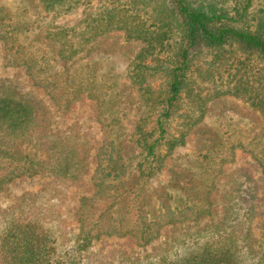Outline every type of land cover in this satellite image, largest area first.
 Here are the masks:
<instances>
[{"label": "trees", "instance_id": "obj_1", "mask_svg": "<svg viewBox=\"0 0 264 264\" xmlns=\"http://www.w3.org/2000/svg\"><path fill=\"white\" fill-rule=\"evenodd\" d=\"M27 1L12 6L0 0L5 67L23 70L30 83L24 90L17 80L0 77V191L38 176L60 182L59 192L66 184L89 189L78 196L73 227L61 213L48 217L31 208L7 215L0 263L113 264L106 260L113 255L91 249L117 237L139 248L131 264H248L245 256L255 260L250 264H264V220L257 248L252 223L247 229L235 223L231 207L217 221L208 172L224 157V142L220 149L206 139L203 161L197 153L192 156L201 172L181 166L171 183L149 186L205 119L197 76H219L223 85L216 96L246 98L264 115V0H105L75 26L59 24L57 17L90 9L95 0H34L40 15V10L53 14L50 22L34 19L40 15L32 14ZM121 35V48L131 42L141 48L128 71L141 97L131 156L114 130L129 116L121 110L127 104L125 86L116 80L114 67L106 72L99 58L91 57L102 40ZM156 77L158 86L152 84ZM84 100L98 108L100 144L63 123ZM263 143L236 138L229 143L230 154L249 148L264 177ZM184 172L190 173L191 189L194 181L203 188L180 187L177 179ZM253 212L247 209V215ZM185 223L195 225L188 237L172 238L146 254L161 243L164 231Z\"/></svg>", "mask_w": 264, "mask_h": 264}, {"label": "rangeland", "instance_id": "obj_2", "mask_svg": "<svg viewBox=\"0 0 264 264\" xmlns=\"http://www.w3.org/2000/svg\"><path fill=\"white\" fill-rule=\"evenodd\" d=\"M12 6L16 5V1L8 0ZM34 0L27 1L26 5L32 8V14L40 15L39 11L35 10ZM105 0H95V4L90 9H80L69 15L66 18L57 17L59 24H68L70 26L77 25L80 21L86 18V13L93 14L97 12L99 7L103 5ZM29 3V4H28ZM33 5V6H31ZM40 16H34V19L46 17L47 22L52 20L53 14L44 13L40 10ZM124 41V36H111L110 38L102 40L97 44L98 50L91 53L94 59L99 58L107 69L112 66L115 68L113 74L116 75V80L121 85L125 86L123 95L126 97L127 104L121 105V110L129 113L125 116L122 124H117L114 130L121 133V139L127 144L125 154L131 156V141L134 132V121L141 113L138 108L141 104L140 93L137 87L129 80V66L133 64L137 53L141 48L137 44L131 42L126 48H121ZM4 43L0 41V77L11 78L17 80L24 90H28L30 83L23 70L18 68L5 67V51ZM100 50V51H99ZM104 52L101 53V52ZM115 51V54H111ZM108 53V54H107ZM160 77H156L152 84L158 86L161 83ZM197 86L200 95L199 102H205V119L202 124L194 128V134H191L187 139V144L179 148L174 155L169 157L167 165L163 172L156 176V178L149 182L151 187L160 185H167L171 183L173 175L181 166H191L193 174L201 172L200 163L194 162L192 156L197 153L198 159L203 161L201 154L206 153L205 142L206 139L211 138L217 148L221 149L220 143L224 142L227 145L224 148V157L217 158L215 164L210 168L208 174L213 178L212 199L213 204L217 208L218 220L220 221L225 216L224 209L231 207L233 211L231 219L238 225H243L248 228L252 223L253 233L251 239L254 245L258 246L256 241H259L261 235L260 225L264 220V177L262 168L257 164L254 154L249 148H236L233 154H230V142L236 138L254 140V142L264 141V115L263 113L252 107L251 103L243 97L216 96V88L223 85V80L219 76H212V74H204L201 77L197 76ZM131 95V96H130ZM187 108L186 103L183 105ZM145 109V108H144ZM182 113V111H180ZM63 123L65 126H75L81 129V132L88 133L94 143L103 141L104 134H102V125L98 118V108L92 100H84L78 103L69 115L64 117ZM176 122L172 126H175ZM236 136V137H235ZM235 137V138H234ZM234 138V140H233ZM264 144V143H263ZM256 147V146H255ZM216 148V149H217ZM217 156V155H216ZM131 159V158H130ZM190 161V163H188ZM193 161V163H192ZM221 162V163H220ZM94 169L93 167H91ZM188 172H184L182 176L178 177L177 181L180 187H188L193 190L203 188L200 183L193 182L192 189L189 180ZM60 182L54 181L50 177H35L23 178L16 180L14 183L6 186L0 191V235L4 231L5 217L11 214H19L20 210L35 209L36 214H46L48 217L54 216L55 213H61L67 217V224L71 227L76 226L74 221V208L77 205L79 195L87 192L89 186H75L66 184L59 192L58 186ZM62 193V194H61ZM255 209L250 216L247 215V209ZM190 224H181L177 230L170 229L164 231L162 240L154 247H148L145 251L148 255H153L159 246L165 245L167 241L172 238H185L188 233L195 231V225L190 228ZM50 226V224L48 225ZM190 244V243H189ZM70 246L63 248L64 251L70 250ZM156 249V250H155ZM91 252L102 255H113L106 259L113 264H131V256H136L140 252L139 248L131 239H122L113 237L99 241L94 244ZM184 252V251H183ZM145 256V254H144ZM143 256V257H144ZM245 263H255V260L248 256L243 258ZM95 260V259H93ZM2 264V263H0Z\"/></svg>", "mask_w": 264, "mask_h": 264}]
</instances>
